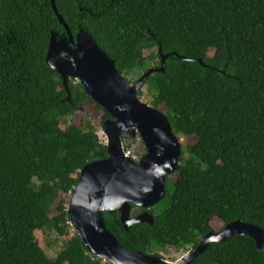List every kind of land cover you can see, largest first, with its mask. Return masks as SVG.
Listing matches in <instances>:
<instances>
[{"label": "trees", "instance_id": "1", "mask_svg": "<svg viewBox=\"0 0 264 264\" xmlns=\"http://www.w3.org/2000/svg\"><path fill=\"white\" fill-rule=\"evenodd\" d=\"M54 3L72 35H90L128 84L160 67L158 48L185 59L169 56L137 97L163 106L173 135L196 142L180 145L151 224L125 231L117 212L104 215L118 242L162 259L167 246L196 247L214 219L222 229L240 220L264 233V0ZM52 31L64 35L50 0H0V264H101L70 236L60 194H71L81 168L105 159L107 149L89 121L69 122L86 95L68 79L66 100L60 75L46 64ZM36 231L66 239L54 258ZM193 263L264 264V254L253 239L233 236L210 243Z\"/></svg>", "mask_w": 264, "mask_h": 264}, {"label": "water", "instance_id": "2", "mask_svg": "<svg viewBox=\"0 0 264 264\" xmlns=\"http://www.w3.org/2000/svg\"><path fill=\"white\" fill-rule=\"evenodd\" d=\"M50 6L64 35L50 33L46 64L60 75L67 91L66 100L70 95L67 81L73 79L84 90L86 99L112 118L101 127L106 138V158L81 168L67 206L70 227L88 253L110 264H194V259L210 243L246 236L264 254L263 231L240 220L226 224L221 232H209L175 262L127 250L118 242L108 230L104 215L117 212L125 231L135 224H151L153 217L147 210L161 200L165 178L178 166L180 143L167 118L137 97L147 78L155 72L163 73L169 56H178L162 55L158 48L160 67H150L134 84H128L115 69V62L97 47L91 36L83 29L72 35L54 0H50ZM197 62L202 64L201 59ZM136 133L146 149L138 163L126 155L122 141L123 134L134 136ZM131 204L144 211L129 218Z\"/></svg>", "mask_w": 264, "mask_h": 264}, {"label": "rangeland", "instance_id": "3", "mask_svg": "<svg viewBox=\"0 0 264 264\" xmlns=\"http://www.w3.org/2000/svg\"><path fill=\"white\" fill-rule=\"evenodd\" d=\"M148 54H149V51L147 50L143 51L144 58L147 57ZM141 91L145 95L147 92V87L144 85L141 88ZM144 97L140 98V100L148 105V100ZM159 109L161 112L163 113L165 112V108L163 106H160ZM105 114L106 113L103 111V109H101V107H99L97 104L92 103L91 101L86 99L83 101L81 108L74 112L69 122L70 124H74L80 127L84 124L85 121H89L91 126L95 130L96 134L98 135L100 142L103 144H106V138L103 135L102 130H101V127L103 124V116ZM60 128L63 129L64 126L62 125ZM124 141L125 140H123V144L126 146L127 151L131 153V157L137 160L143 152V148L141 147L140 143L137 140L128 141L125 143ZM195 142H196L195 137H189V138H184V139L180 138V143L183 146H185V144L192 145ZM70 195L71 194L69 195L60 194V199L65 201L67 206L70 201ZM53 214L54 212L51 213V216H53ZM222 226H223L222 223L218 219H214L210 222V227L212 231L215 233L221 232ZM72 233L73 231L71 228L70 236L72 235ZM35 238L39 246L44 250L45 254L49 258H54L57 255V253L61 250V248L63 247L66 241V239L60 238L54 233L46 234L42 231H36ZM190 248L192 247H189L188 250ZM185 252L186 251H183V250L176 251L174 247L167 246L166 251L164 253H160V256L162 257V259L166 261L175 262L178 259H180ZM101 264H109V262L101 260Z\"/></svg>", "mask_w": 264, "mask_h": 264}, {"label": "flooded vegetation", "instance_id": "4", "mask_svg": "<svg viewBox=\"0 0 264 264\" xmlns=\"http://www.w3.org/2000/svg\"><path fill=\"white\" fill-rule=\"evenodd\" d=\"M75 36V35H74ZM75 82V81H74ZM76 83V82H75ZM139 99V98H138ZM140 100V99H139ZM141 101V100H140ZM142 103H144L143 101H141ZM163 113V112H162ZM109 120V119H108ZM103 122H104V120H103ZM136 137H137V139H136ZM178 138V140H179V143H180V138L179 137H177ZM129 139V140H128ZM123 140H125L124 141V143L125 142H128V141H135V140H137L139 143H140V145H141V147L143 148V152H142V154L140 155V157L136 160V159H134V158H132L131 157V153L130 152H128V151H125V153H126V155L127 156H129L132 160H134L136 163H138L139 162V160L145 155V153H146V149H145V146H144V144L142 143V141H141V139H140V137H139V135H138V133H136L134 136H131V135H128V134H123V138H122V141ZM127 140V141H126ZM180 145H181V143H180ZM123 148H124V146H123ZM128 153V154H127ZM179 159V158H178ZM175 173H176V171L173 173V174H170V175H168V176H166V178H165V185H166V180L167 179H169V180H171L173 177H174V175H175ZM154 206H152L150 209H148L147 210V212L149 213V210H151L152 208H153ZM144 210L143 209H139V208H137L136 206H134L133 204H131L130 205V210H129V218H134V217H137L140 213H142ZM114 213H116V212H114ZM151 214V213H150ZM152 215V214H151ZM118 217H119V215H118ZM153 217V216H152ZM223 230V229H222ZM221 230V231H222Z\"/></svg>", "mask_w": 264, "mask_h": 264}, {"label": "clouds", "instance_id": "5", "mask_svg": "<svg viewBox=\"0 0 264 264\" xmlns=\"http://www.w3.org/2000/svg\"><path fill=\"white\" fill-rule=\"evenodd\" d=\"M185 253H186V252H185ZM185 253H184V254H185Z\"/></svg>", "mask_w": 264, "mask_h": 264}, {"label": "built area", "instance_id": "6", "mask_svg": "<svg viewBox=\"0 0 264 264\" xmlns=\"http://www.w3.org/2000/svg\"><path fill=\"white\" fill-rule=\"evenodd\" d=\"M128 154V153H127Z\"/></svg>", "mask_w": 264, "mask_h": 264}]
</instances>
